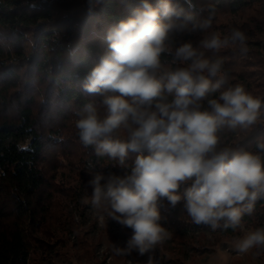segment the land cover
<instances>
[{
    "label": "clouds",
    "instance_id": "obj_1",
    "mask_svg": "<svg viewBox=\"0 0 264 264\" xmlns=\"http://www.w3.org/2000/svg\"><path fill=\"white\" fill-rule=\"evenodd\" d=\"M103 2L86 0L89 12ZM141 3L108 28L107 48L85 76L83 90L102 100L73 109L81 145L99 160L130 169L123 176L90 170L88 203L98 216L132 230L126 247L113 245L116 255H144L171 238L161 223L165 199L173 208L183 200L192 223L244 231L234 244L238 253L264 249V226L247 230L243 223L264 200V138L255 149H237L226 138L258 125L264 100L242 84L226 86L216 55L229 44L243 46L245 33L234 27L222 37L214 7L196 19L173 0ZM185 3L194 7L192 0ZM184 31H199L201 38L177 42L175 34ZM164 56L171 57L169 65ZM130 152L136 153L131 164Z\"/></svg>",
    "mask_w": 264,
    "mask_h": 264
},
{
    "label": "trees",
    "instance_id": "obj_2",
    "mask_svg": "<svg viewBox=\"0 0 264 264\" xmlns=\"http://www.w3.org/2000/svg\"><path fill=\"white\" fill-rule=\"evenodd\" d=\"M148 2L155 6L157 0ZM176 2L196 19L206 17L210 7L217 14L264 5V0H192L194 7L189 9L185 0ZM141 6V0H104L89 12L86 0H0V264H27L33 249L51 245L48 239L53 238L51 227L59 220L60 195L70 196L77 208L87 197L84 185L55 184L49 166L56 169L60 157L79 148L76 162L82 165L84 181L83 172L89 174L92 169L105 176L130 171L113 161L99 160L93 149L81 145L73 109L102 100L100 94L83 90L85 76L107 48L108 28ZM234 27L245 33L246 40L243 46L229 44L216 54L223 59L220 75L227 76L226 86L242 84L264 100V19ZM230 32L231 28L220 29L219 34ZM200 38L199 31L175 34L177 42L195 43ZM162 62L169 65L171 57H162ZM226 138L237 149H255L257 139L264 138V119L247 131L228 132ZM135 156L130 152L127 162L131 164ZM159 210L161 222L170 215L175 218V207L166 199ZM248 221L264 226V200H257L253 213L244 216L243 222ZM191 225L196 231L212 230L209 225ZM213 231L237 233L231 228Z\"/></svg>",
    "mask_w": 264,
    "mask_h": 264
},
{
    "label": "rangeland",
    "instance_id": "obj_3",
    "mask_svg": "<svg viewBox=\"0 0 264 264\" xmlns=\"http://www.w3.org/2000/svg\"><path fill=\"white\" fill-rule=\"evenodd\" d=\"M262 19L264 5L256 4L235 13H217L214 27L219 33L220 29H232L236 24L256 23ZM80 153L79 148H73L69 156L59 158L56 169L51 166L49 169L57 186L75 188L84 185L87 197L77 202V208L76 201L70 196L60 195L59 220L51 227L53 238L48 239L51 245L33 249L27 264H264V249H251L243 254L235 250L234 244L245 235L240 229L234 236L193 229V223L183 208L184 203L175 206V218L170 215L167 222H161L171 232V238L164 244L144 255L135 250L126 256L116 255L113 245L126 247L132 230L111 218L98 216L91 208L88 201L93 188L88 182L92 175L83 172L87 181L81 178L82 165L79 167L76 162ZM243 223L247 230L258 227L250 221Z\"/></svg>",
    "mask_w": 264,
    "mask_h": 264
}]
</instances>
